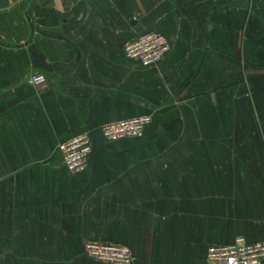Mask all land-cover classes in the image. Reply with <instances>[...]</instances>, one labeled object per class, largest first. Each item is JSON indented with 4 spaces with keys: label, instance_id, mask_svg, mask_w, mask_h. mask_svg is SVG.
Here are the masks:
<instances>
[{
    "label": "crops",
    "instance_id": "1",
    "mask_svg": "<svg viewBox=\"0 0 264 264\" xmlns=\"http://www.w3.org/2000/svg\"><path fill=\"white\" fill-rule=\"evenodd\" d=\"M146 32L169 44L148 66L123 51ZM237 237L264 240V0H0V264H109L91 240L205 264Z\"/></svg>",
    "mask_w": 264,
    "mask_h": 264
},
{
    "label": "built area",
    "instance_id": "2",
    "mask_svg": "<svg viewBox=\"0 0 264 264\" xmlns=\"http://www.w3.org/2000/svg\"><path fill=\"white\" fill-rule=\"evenodd\" d=\"M169 48L167 39L155 32H146L137 39L123 46L125 55L148 66L160 60ZM27 82L40 86L45 78L40 73H32ZM149 116H136L128 119L110 122L100 126L101 135L107 140H118L125 137L139 136ZM91 138L84 132L58 144L63 164L70 172L82 171L91 151ZM85 253L96 261L109 264H132V255L126 246L102 241H87ZM205 264H264V240L248 243L242 237H237L233 243L214 245L207 249Z\"/></svg>",
    "mask_w": 264,
    "mask_h": 264
}]
</instances>
